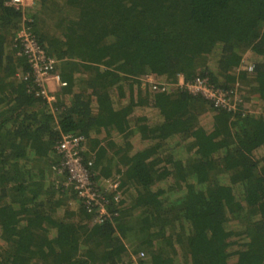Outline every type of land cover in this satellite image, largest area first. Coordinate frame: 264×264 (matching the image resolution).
I'll return each instance as SVG.
<instances>
[{"label": "trees", "instance_id": "trees-1", "mask_svg": "<svg viewBox=\"0 0 264 264\" xmlns=\"http://www.w3.org/2000/svg\"><path fill=\"white\" fill-rule=\"evenodd\" d=\"M9 1L0 264H264V0H63L51 29L56 0ZM23 17L67 83L52 107L17 55ZM197 80L232 95L243 85L259 105L220 106L187 90ZM62 134L84 138L94 179L118 181L111 222L93 224L53 176Z\"/></svg>", "mask_w": 264, "mask_h": 264}, {"label": "built area", "instance_id": "built-area-1", "mask_svg": "<svg viewBox=\"0 0 264 264\" xmlns=\"http://www.w3.org/2000/svg\"><path fill=\"white\" fill-rule=\"evenodd\" d=\"M35 0H10L8 6L15 9L32 8ZM22 26L14 38V41L20 44L18 56H23L26 63L31 67V78L33 85L37 87L39 95L45 103L52 107L55 102V95L61 89L67 86L57 70V61L49 56L43 47L35 40L32 31L25 22L29 19L23 17ZM29 76L21 77V80H28ZM146 83H151L152 79L145 77ZM191 94H201L207 99L215 101L218 105L227 107L225 100L219 101L218 95L221 91H214L207 85L206 80H197L194 84L187 86ZM86 142L80 135L62 134L59 142L55 146L57 154L61 156V161L55 168V174L62 177L64 185L73 190L77 199L86 208L90 214V221L93 224H102L111 222L116 216L115 210L111 208L110 203L117 205L121 201V194L118 189L117 180L94 179L91 173L92 160L85 159ZM106 193L111 195V202H108ZM142 256V254H141Z\"/></svg>", "mask_w": 264, "mask_h": 264}, {"label": "rangeland", "instance_id": "rangeland-1", "mask_svg": "<svg viewBox=\"0 0 264 264\" xmlns=\"http://www.w3.org/2000/svg\"><path fill=\"white\" fill-rule=\"evenodd\" d=\"M62 2H63V0H56L55 4L54 3L51 4V3H48V1H47V3H48L47 6H46L47 16L43 20V24H44L45 27H47L49 29L53 28V23L51 22L52 19H54L55 17H59V16L65 15V10L63 8ZM55 10H57L56 13H55ZM68 14L70 15L69 11H68ZM21 26H20V28H21ZM17 32H16V34H17ZM245 59H247L248 62H251V61L254 62L255 56L253 54L248 53V54L245 55ZM249 69H251V67H249ZM233 88L235 89V92L233 93V95H232V93L230 91L225 92V93L223 92L221 95H218V93H217V98L219 99V101L223 102V99H224L228 108H233L234 109L235 106H236V103L239 104V101H242L241 102L242 105H240V108H241L242 111L245 112L244 114H246L249 111L254 110V108L257 105H259V101H258L259 99L256 97L255 94H253L251 92V90H249V88H248V91H247V89H245L243 85H237V83L233 86ZM86 151L88 152V158L87 159H90L89 158L90 157L89 153L91 151H90V149L88 148L87 145H85V152ZM56 166L51 167L52 174H53V170H55ZM53 176L55 177V171H54ZM56 178L62 179V177H56ZM67 189H69V188L66 187V190ZM121 198H122V196H121ZM68 208L72 210L71 201L68 204ZM61 215L62 214H59V216H61Z\"/></svg>", "mask_w": 264, "mask_h": 264}]
</instances>
